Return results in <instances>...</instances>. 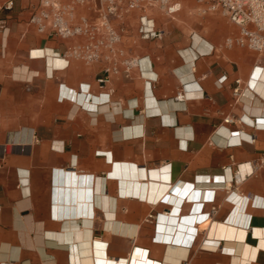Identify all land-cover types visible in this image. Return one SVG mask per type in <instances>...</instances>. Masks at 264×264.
I'll return each mask as SVG.
<instances>
[{
  "label": "crops",
  "instance_id": "0c3cea01",
  "mask_svg": "<svg viewBox=\"0 0 264 264\" xmlns=\"http://www.w3.org/2000/svg\"><path fill=\"white\" fill-rule=\"evenodd\" d=\"M36 6L0 0V264H264V58L139 12L86 62Z\"/></svg>",
  "mask_w": 264,
  "mask_h": 264
},
{
  "label": "built area",
  "instance_id": "2783aa9c",
  "mask_svg": "<svg viewBox=\"0 0 264 264\" xmlns=\"http://www.w3.org/2000/svg\"><path fill=\"white\" fill-rule=\"evenodd\" d=\"M37 6L32 17L40 32H47L61 37L86 35L89 40L75 45L71 54L86 62H96L106 58L105 51L117 52L120 33L113 18L122 17L126 13L139 9L141 36L144 39H163L164 31L157 30L154 20L148 17L147 10L159 7L166 14L173 16L182 8L181 0H36ZM203 13L221 12L238 27V32L227 39V45L248 47L264 58V0H195ZM98 6L95 19L78 14L79 5ZM12 1L7 3L11 6ZM3 23L0 20V29ZM126 68L135 65L136 59L121 61ZM105 76L100 82L109 80L110 68L105 69ZM225 77L220 78L222 82ZM240 83V79H237ZM238 90V89H237ZM236 90V91H237ZM179 95L178 97H181ZM238 182V176L236 175ZM197 235H195L196 237Z\"/></svg>",
  "mask_w": 264,
  "mask_h": 264
},
{
  "label": "rangeland",
  "instance_id": "374dc122",
  "mask_svg": "<svg viewBox=\"0 0 264 264\" xmlns=\"http://www.w3.org/2000/svg\"><path fill=\"white\" fill-rule=\"evenodd\" d=\"M181 2H182L181 10L178 11L173 16L166 14L165 11L159 7H153L152 9L150 8L146 12L153 13L154 15H156V17L159 20H161L162 23L164 22V23L176 24L177 27L174 29V31H178V32L183 30L186 32H191L194 29H198L197 27L202 24H204L205 27L207 28L208 25L204 23V20L209 15H217L220 16L223 20L230 22L228 18L221 12L216 11V12L203 13L200 10L199 5L195 0H181ZM139 12L142 11L141 10L130 11L125 14L126 15L125 18L126 19L129 18V16H131L132 13H136L138 15ZM231 24L234 29L238 30V27L235 24L233 23ZM130 29H132V25ZM140 32H141V28H140Z\"/></svg>",
  "mask_w": 264,
  "mask_h": 264
},
{
  "label": "bare ground",
  "instance_id": "6f19581e",
  "mask_svg": "<svg viewBox=\"0 0 264 264\" xmlns=\"http://www.w3.org/2000/svg\"><path fill=\"white\" fill-rule=\"evenodd\" d=\"M260 105H261V103H259ZM261 107V106H260ZM238 181H242V178H241V176H240V174L238 173ZM227 184V183H226ZM145 185H146V183H145ZM229 185V184H228ZM224 188V187H223ZM145 197V196H144ZM163 232H162V239H170L169 237H170V235H168L167 234V236H166V232H167V230H162ZM169 233V232H168ZM166 236V237H165ZM194 237V236H193Z\"/></svg>",
  "mask_w": 264,
  "mask_h": 264
}]
</instances>
